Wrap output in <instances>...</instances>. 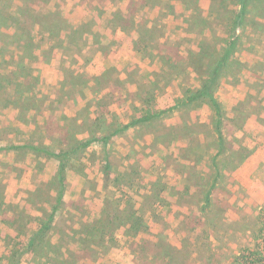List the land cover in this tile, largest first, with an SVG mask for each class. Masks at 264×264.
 <instances>
[{"label": "rangeland", "instance_id": "1", "mask_svg": "<svg viewBox=\"0 0 264 264\" xmlns=\"http://www.w3.org/2000/svg\"><path fill=\"white\" fill-rule=\"evenodd\" d=\"M198 1L192 0V14L179 8L167 18L165 30L163 25L138 39L121 38L112 50L119 52L106 65L101 60L98 68L87 69L90 52L85 62L66 63L55 84L44 79L36 85L42 78L38 50L54 44L41 34V6L38 0H0V105L13 101L22 107L16 114L22 124L15 125V108H0V144L35 142L64 154L77 140L111 134L174 106L207 78L235 26L236 0H210L204 15ZM254 14L240 30L235 60L216 89L228 150L216 157L219 173L209 203L205 196L217 175L213 158L218 144L215 113L203 98L65 157L69 191L53 224L59 235L51 227L40 237L28 255L33 264H234L240 249L253 243L264 203V29L256 26ZM159 32L167 36L156 37ZM114 41L107 37L102 48ZM25 48L27 58L21 53ZM29 93L42 99H25ZM242 155L247 158L235 168ZM29 157L34 172L25 174L22 188L27 191L17 203L24 202L16 218L19 225L39 226L56 204L59 183L47 180L52 168L38 159L40 153ZM106 158L112 173L103 191ZM41 169H46L45 178ZM12 180L5 183V193ZM35 180L33 191L25 182ZM128 203L144 217L145 231L136 237L126 224ZM27 242H14V257L5 262L15 264Z\"/></svg>", "mask_w": 264, "mask_h": 264}, {"label": "crops", "instance_id": "2", "mask_svg": "<svg viewBox=\"0 0 264 264\" xmlns=\"http://www.w3.org/2000/svg\"><path fill=\"white\" fill-rule=\"evenodd\" d=\"M38 4L41 6V9L37 12V17L41 25V34L42 36L49 37V40L54 44L42 46V48L38 50V53L41 55L39 58L40 65L38 67L41 69L42 78L39 83H35L36 85H41L44 79L46 82L50 81L48 82L49 84H55V78H57L59 71L66 63L73 61V64L77 65L85 62V55L90 52L92 54L88 58L90 63H87V69L93 67V64H96L98 68L101 60L102 66L106 65L108 60H113L111 54L119 52V50H112L120 45L119 40L121 38L128 37L133 39L136 37L138 39L145 34H150L154 29L158 30V27H162L163 25V29L165 30L167 18L177 15L180 12L178 11L179 8L187 14L195 12L192 7V0H38ZM209 4L210 0H199L196 4L198 7L197 10H200L199 12L204 15L208 13L206 9L209 7ZM205 7L206 9L204 10ZM48 21H50V23ZM61 22H64L63 24L65 25H59ZM161 22H163V24H161ZM159 24H161V26H158ZM166 36L165 34H161V32L156 35L158 38ZM107 37L117 40V42L114 41V44L111 43L107 49H103L102 47ZM125 42H128L127 44L130 46L133 45V42H129L128 40H125ZM134 44L136 45V40ZM134 50H136L134 53L137 52L136 48H134ZM108 51L109 53H107ZM21 53H23L24 58H27L24 52L21 51ZM64 70L65 68L62 70V74H64ZM26 77L28 78L30 76L26 75ZM121 81L125 84L127 80L125 78H120V82ZM29 94L32 95L29 96ZM29 94H25L27 96L23 97L27 100L33 98L42 99L40 98L41 94ZM13 104H15L16 107H14ZM0 108H6V110L15 108L12 110V112L15 113V117L17 113L18 115L22 113V107L13 101L7 105L1 104ZM30 108L31 107H23V109L26 110ZM0 118H2L1 114ZM20 119L19 116L14 118L13 120L15 121H12L14 123L11 124H22ZM11 146L18 147L13 148ZM32 146L39 149H34ZM21 151L25 152L24 156H19ZM47 151L55 152L35 142L0 144V182H2L3 187L2 189L0 188V248H3L0 250V264H8L5 261L9 262V259L14 257L11 256L13 254L12 245L14 242L21 246L25 245L23 243L28 241V245L30 238L37 233L42 226V224L35 226V223L32 224L30 222H27L25 225H19L16 216L20 209L23 208L22 204L24 202L20 205L17 203L23 199L24 192L27 191L26 188H22L25 187V174L28 170L34 172V158H30L29 156H34V153H40L38 159H44V163H46L47 166L50 165L52 168L48 175L45 173L46 169H41L40 172L42 173V177L45 178L46 175L47 180L54 178L59 183L58 170L60 158L48 154ZM9 178H13L14 180L11 181L9 187L10 193L8 190L7 193H5V183H7ZM66 179L68 181L67 176ZM25 184L29 185L34 191L37 180L32 183L25 182ZM59 186L57 187L58 190ZM103 187L104 181L102 183V189ZM68 191L69 188H66L63 202L66 201L65 196ZM103 191L105 190L103 189ZM54 205L55 204L52 203L51 208ZM54 223L55 221L53 224ZM54 234L59 235L55 230ZM52 241V243L59 244V241L55 242L54 239H52ZM28 255H31V250L23 253L20 251L18 258L13 260H15V264L26 263V261L28 264H33ZM98 259L102 260L103 258L99 257Z\"/></svg>", "mask_w": 264, "mask_h": 264}, {"label": "trees", "instance_id": "3", "mask_svg": "<svg viewBox=\"0 0 264 264\" xmlns=\"http://www.w3.org/2000/svg\"><path fill=\"white\" fill-rule=\"evenodd\" d=\"M224 3V0H222V4ZM236 4L238 5V10L234 13V28L232 32L229 34L228 39L224 41L223 48L221 50V53L219 56L211 62L209 65V72L207 75V78L203 80L202 84L196 88V89H190L187 93V95L179 100L174 106H171L169 108L162 109L159 112H150L148 114H145L137 119H134L126 124H123L121 126H118L113 130L111 134L104 135V136H94L91 138H88L86 140H77V146L73 147L71 150L66 151L64 154L62 152H53V151H47L50 155H55L58 158H60V165H59V190L58 195L56 198V204L52 206V211L49 214L48 218L45 220V222L42 224L40 229L37 233H35L29 241V246L26 248H21V252L29 251L32 249H35L38 240L40 241V237H43L45 233L51 229L53 222L55 221L57 211L60 207V205L63 202V197L65 193V181H66V158L71 152L75 151L78 148H86L90 146L95 141H103L104 143H107L110 138L120 132H123L127 130L128 128L135 126L141 122L148 121L152 119L153 117L157 115H161L162 113L173 110L176 107L180 105H189L199 99H207V101L212 106L214 113H215V131L217 133V144L218 149L217 153L214 156V165L217 170V175L215 176L212 185L206 192L205 200L209 203L210 201V195L212 189L216 185L217 176L219 173V165L218 161L216 160V157L220 155H225L227 149V138L223 132V119H224V109L222 102L219 100V98L216 95V89L219 86L220 78L222 74H224L229 66L232 64V62L235 60V55L238 52V49L240 47V30H242L247 23V18L251 12H254L255 16V24L258 27H262L264 29V0H236ZM262 5V6H259ZM257 6V7H255ZM212 11L213 10L212 8ZM217 12V9H216ZM215 13V12H214ZM263 31V30H262ZM202 48V47H201ZM24 55H26L28 52V48H25ZM203 50V48H202ZM201 50V51H202ZM11 147H18V146H11ZM34 149H39L35 146H32ZM248 155V154H247ZM247 155L241 156V161L235 164V168L239 167L241 163L245 161L247 158ZM235 156V155H234ZM111 162L109 158L105 159L104 162V175H103V181H104V188H108L110 185L111 180ZM129 208L125 209L126 215L128 216V220L126 224H129L131 231H133L134 235H137L140 231H145V225H144V217L141 215L138 210L135 208V206L131 203H128ZM259 221L262 224L260 229L257 231H254L252 234L253 237V243L250 245L245 246L244 248L240 249L239 254H237L234 257V264H264V203L262 204L260 208L259 213ZM90 234V233H89Z\"/></svg>", "mask_w": 264, "mask_h": 264}]
</instances>
